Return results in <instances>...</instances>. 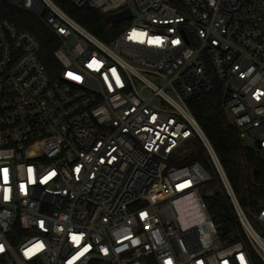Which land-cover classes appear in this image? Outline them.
<instances>
[{
    "label": "built area",
    "instance_id": "1",
    "mask_svg": "<svg viewBox=\"0 0 264 264\" xmlns=\"http://www.w3.org/2000/svg\"><path fill=\"white\" fill-rule=\"evenodd\" d=\"M73 2L129 8V25L105 42L54 0H0V264H264V206L252 222L190 107L212 64L264 159V0ZM8 6L58 38L56 78ZM198 141L212 169L189 161ZM217 188L242 226L232 243L205 202Z\"/></svg>",
    "mask_w": 264,
    "mask_h": 264
},
{
    "label": "trees",
    "instance_id": "2",
    "mask_svg": "<svg viewBox=\"0 0 264 264\" xmlns=\"http://www.w3.org/2000/svg\"><path fill=\"white\" fill-rule=\"evenodd\" d=\"M67 14L99 39L109 42L122 29L113 23L109 13L97 8L78 7L73 0H54ZM178 4V0H170ZM2 16L8 18L19 29L33 33L41 42L40 58L49 74L56 78L62 65L55 56L59 47L58 38L36 17L14 7H5ZM215 88L190 102L191 110L210 139L223 165L233 190L246 211L264 206V159L246 147L237 126L229 118L226 101L230 88L220 79L212 64H208ZM198 160L212 169L203 144L198 141L193 147L189 161ZM184 163V162H181ZM219 184L215 178L213 185ZM208 212L218 228L219 238L232 243L242 234V226L228 195L217 188L213 195L205 198Z\"/></svg>",
    "mask_w": 264,
    "mask_h": 264
},
{
    "label": "water",
    "instance_id": "3",
    "mask_svg": "<svg viewBox=\"0 0 264 264\" xmlns=\"http://www.w3.org/2000/svg\"><path fill=\"white\" fill-rule=\"evenodd\" d=\"M130 15H131V10L128 8V9H125L124 11H121L118 13L109 14V18L113 23H115L119 20L128 18ZM228 114H229V118L232 119L231 114L230 113H228Z\"/></svg>",
    "mask_w": 264,
    "mask_h": 264
},
{
    "label": "rangeland",
    "instance_id": "4",
    "mask_svg": "<svg viewBox=\"0 0 264 264\" xmlns=\"http://www.w3.org/2000/svg\"><path fill=\"white\" fill-rule=\"evenodd\" d=\"M118 23L121 24V28H124V27H126L127 25H129V21H128V20H120V21H118ZM209 187H211V186L208 185L207 188H209ZM248 213H249L250 220H251L252 222H254V219H253V217L251 216V211H248Z\"/></svg>",
    "mask_w": 264,
    "mask_h": 264
}]
</instances>
